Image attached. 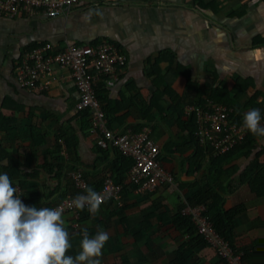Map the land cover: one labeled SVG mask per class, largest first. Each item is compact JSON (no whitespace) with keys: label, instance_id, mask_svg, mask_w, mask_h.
Segmentation results:
<instances>
[{"label":"crops","instance_id":"0c3cea01","mask_svg":"<svg viewBox=\"0 0 264 264\" xmlns=\"http://www.w3.org/2000/svg\"><path fill=\"white\" fill-rule=\"evenodd\" d=\"M108 2L84 0L67 18H0V258L24 244L14 190L31 212L44 213L77 196L71 174L80 173L91 192L112 177L123 187L121 199L62 216L44 230L49 264H226L182 213L205 204L214 222L215 215L236 210L231 245L247 264H264V183L261 189L256 181L264 172V128L255 148L238 152L212 180V161L225 154L199 140L193 112L211 89H220L214 94L220 98L224 84L231 93L226 98L241 92L236 110L240 105L243 114H264V43L254 44L264 38V0H203L216 12L192 0ZM244 7L246 16L229 18ZM67 41L111 42L125 54L120 82L105 94L109 105L118 104V111L107 112V126L116 134L149 130L170 184L136 191L131 162L116 150H101L76 110L78 93L68 71L55 67L56 80L40 94L19 87L14 66L24 51L46 43L60 50ZM212 72L220 80L211 87ZM187 75L198 85L189 91ZM155 94L161 96L152 105ZM7 158L21 164L20 178L8 179Z\"/></svg>","mask_w":264,"mask_h":264},{"label":"built area","instance_id":"2783aa9c","mask_svg":"<svg viewBox=\"0 0 264 264\" xmlns=\"http://www.w3.org/2000/svg\"><path fill=\"white\" fill-rule=\"evenodd\" d=\"M83 1L0 0V18H67L75 13ZM121 2L122 0H109L108 3L118 5ZM126 63L125 54L112 43L81 45L67 41L60 50H54L50 43H46L24 51L14 66V73L19 87L40 94L48 90L56 80L55 67L68 71L78 92L76 110L89 113L91 130L98 137V147L103 151L117 150L130 158L133 162L128 171L130 183L138 193H152L159 185L173 181L172 175L159 160V145L150 137V131L147 129L141 132L127 130L118 134L111 131L107 126V115L96 94L100 84L107 91L118 85ZM208 110L210 109L196 110L198 135L202 143L212 145L210 147L217 155L229 152L251 130L261 128L264 123L262 115L245 124L230 125L226 106H215L211 113ZM71 179L77 196L68 197L59 205L39 214L31 212L21 199L20 190H14L17 232L24 244L17 252L0 258V264H18L27 259H32L35 264H49L42 240L44 230L54 227L62 216L77 215L82 210L121 199L123 187L116 184L110 176L104 178L102 188L98 192H91L80 173H72ZM182 213L191 218L199 234L226 264H247L244 254L236 251L216 229L205 205L187 206Z\"/></svg>","mask_w":264,"mask_h":264},{"label":"trees","instance_id":"16d2710c","mask_svg":"<svg viewBox=\"0 0 264 264\" xmlns=\"http://www.w3.org/2000/svg\"><path fill=\"white\" fill-rule=\"evenodd\" d=\"M192 2L194 4H196L198 6V8L201 9V10L210 9V8H207V6H209V5H206V4L203 3V0H192ZM212 3L213 2H211V5H213ZM210 10L216 12V10H214V8L212 6H211V9ZM246 14H247V8L244 7V8H242L241 10H239L237 12L231 13L229 15V18H243L244 16H246ZM109 43H111V42H109ZM262 43H264V38L263 37H259L258 39H256V42L254 44L255 45H258V46H261ZM186 80H187V84H186L187 90L189 89V87H194L195 86L194 83L190 82L189 75L186 76ZM197 86L198 85L196 84L195 87H197ZM217 90H220V89H211V97H208L209 99L206 98V100H205L204 103L193 105L195 107L194 110H193V112L196 113V110H199V111L200 110H202V111L206 110L207 111V109L209 108L210 110H208V111H210V113H211L213 111V110H211L213 107H215V106H222L223 105V106H226L228 108L230 125H234L236 123H238V124H245V123L250 122L251 120L256 119V115H251V114L250 115H246V114H243V112H244L243 110L244 109L241 108L240 105H238V107H239L238 110L235 109L234 103L236 101H238V98H240V95H241V92L238 89H235L233 91L234 96H235L234 98L236 100L235 99L234 100L233 99L231 100L230 98H226L225 97L226 94H231V93L227 90V88H226V86L224 84L221 87V91L223 93L221 94L220 98H216L215 99L214 94H215V92ZM76 91H77V89H76ZM107 92L108 91L104 88V86L102 84H100L98 86V88L96 89V94H97L98 100L100 101V103H101V105H102V107H103L104 112L106 113V115H107V112L109 113V111H114V112L115 111H118V104L117 103H113L112 105H109L108 100L106 99V96H105V94ZM165 92H169V93L173 94V92L170 91L169 89H167ZM160 96L161 95H158V94H155L154 95V97L152 99V105H155L156 104V101H157L158 97H160ZM107 105L109 106V110L107 108ZM80 113H83L84 114L82 116L83 119H86V121H88L90 123L91 120H90L89 113L88 112H80ZM257 116H260V114L257 115ZM107 120H108V118H107ZM262 128H264V123H262V127L261 128L251 130L250 133L244 139H242L233 149H231L229 152H227V154H225L223 156H219V157L213 159V161H212V169H211V174H210L212 180H215V177H217L218 174L221 173L220 170L224 167V164L225 163H228V162H231L232 159L237 156L236 154H239L238 152H241L243 150H247L248 151L247 153H250V151H252L255 148V145H256V143H255V141H256V135L262 130ZM141 131H142V129L140 131H137V132H141ZM150 137H152L151 136V133H150ZM67 144L69 145V142L66 140V145ZM118 153L124 159H128L131 162V165L133 164V162H132V160L130 158H127V157L123 156L120 152H118ZM161 153L162 152H161V149H160L159 160L161 162V165L163 166ZM242 154H245V153H242ZM20 166H21V164L18 163L16 160H13L11 158L10 159L7 158V166L5 167V171L8 174V179H12V178H15V177L20 178V172L18 171L19 168H20ZM258 175H260L261 177L260 178H257L258 180H256V181L257 182H260V184H261L260 185V188L262 189V186H263V183H264V172H261ZM252 186H253L252 188L254 190H258V188H257L256 185L254 186V184H252ZM21 188H23V190L25 189V186H24L23 183L21 184ZM26 205H28V204L26 203ZM206 206L208 208L210 207V205L209 206L206 205ZM212 208H214V205L212 206ZM46 211H48V210H46ZM235 211L236 210L230 211L228 213H223V215L220 216V217L217 216V215H215V217L218 219V222H216V221L214 222L213 221L214 224H215L216 229L228 241H229V237L231 236L232 229L234 227L233 219H234V216H235ZM208 213H211L210 212V208H209V212Z\"/></svg>","mask_w":264,"mask_h":264},{"label":"rangeland","instance_id":"374dc122","mask_svg":"<svg viewBox=\"0 0 264 264\" xmlns=\"http://www.w3.org/2000/svg\"><path fill=\"white\" fill-rule=\"evenodd\" d=\"M215 79H216L217 81H219V80H220L219 75H215L214 72H212V73H211V87H212V86H216L217 83L212 82V81L215 80Z\"/></svg>","mask_w":264,"mask_h":264},{"label":"clouds","instance_id":"9594fccd","mask_svg":"<svg viewBox=\"0 0 264 264\" xmlns=\"http://www.w3.org/2000/svg\"><path fill=\"white\" fill-rule=\"evenodd\" d=\"M226 154V153H225Z\"/></svg>","mask_w":264,"mask_h":264}]
</instances>
